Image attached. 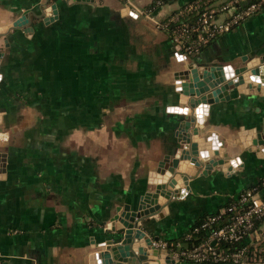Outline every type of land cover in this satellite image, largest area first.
<instances>
[{
	"label": "crops",
	"instance_id": "0c3cea01",
	"mask_svg": "<svg viewBox=\"0 0 264 264\" xmlns=\"http://www.w3.org/2000/svg\"><path fill=\"white\" fill-rule=\"evenodd\" d=\"M192 1L148 11L153 0H0V264H95L120 227L110 229L115 208L135 209L153 190L149 172L188 116L176 73L264 56V8L191 58L181 54L157 23ZM228 94L196 125L232 169L188 177L185 193L145 219L148 236L174 241L253 185L264 196V144H248L264 139V84ZM259 226L264 234V219Z\"/></svg>",
	"mask_w": 264,
	"mask_h": 264
},
{
	"label": "water",
	"instance_id": "95a60500",
	"mask_svg": "<svg viewBox=\"0 0 264 264\" xmlns=\"http://www.w3.org/2000/svg\"><path fill=\"white\" fill-rule=\"evenodd\" d=\"M176 46L179 50V45ZM242 62L245 64L229 71L221 66L189 64L187 70L176 73L179 80L176 90L182 94L179 102L187 104L185 112L188 116L177 126L172 149L157 162L155 170L149 172L148 183L153 186V190L143 193L135 209H130L129 204L115 208L116 213L109 220L110 229H115L116 222L120 227L115 229V237L105 240V248L92 256L95 264H175L171 254L153 244L158 241V237L148 236L140 227L144 228L145 219L158 212L171 197L185 193L189 189L188 177L194 176L198 170L202 169L201 173L205 175L217 165L228 171L232 169V162L226 158L221 145L215 147L209 145L208 140L198 139L196 123L202 124L209 104L218 99L229 98V89L246 83L248 87L260 90L264 84V56L259 57L254 64L248 63L247 58H242ZM250 134V131L244 130L239 139L247 144ZM253 137L248 144H264L261 133ZM176 143L179 144L178 147L175 146ZM162 199L164 200L161 202Z\"/></svg>",
	"mask_w": 264,
	"mask_h": 264
},
{
	"label": "built area",
	"instance_id": "2783aa9c",
	"mask_svg": "<svg viewBox=\"0 0 264 264\" xmlns=\"http://www.w3.org/2000/svg\"><path fill=\"white\" fill-rule=\"evenodd\" d=\"M170 0H153L156 6H161ZM238 4L240 9L229 11ZM198 5L188 6V9H197ZM264 8V0H228L221 3L218 8L206 7L200 12L197 21L191 25L183 24L176 27L172 32L173 41L179 45L180 52L184 56L192 55L199 48L212 39L223 33L233 30L240 23L258 13ZM144 13V12H142ZM146 16H149L146 14ZM157 26L161 25L157 23ZM190 37H193L191 39ZM232 212L230 220L211 231L208 240L193 245L188 249L172 251L171 256L178 260H189L196 263L213 262L232 264L245 263L244 248L223 253L216 250L218 242H237L241 239L254 236L259 238L260 234L255 230L257 220L264 218V196L260 194V189L256 187L247 188L240 193L236 202L223 209L220 213ZM219 216L210 218L209 222L216 220ZM205 225V224H204ZM153 244L165 249L166 242L156 241Z\"/></svg>",
	"mask_w": 264,
	"mask_h": 264
},
{
	"label": "trees",
	"instance_id": "16d2710c",
	"mask_svg": "<svg viewBox=\"0 0 264 264\" xmlns=\"http://www.w3.org/2000/svg\"><path fill=\"white\" fill-rule=\"evenodd\" d=\"M195 2L197 3L198 8L196 10L188 9V6L190 5L195 6L196 5ZM203 4H204L203 0L192 1L190 3L188 2L186 9H184L182 14L179 15L176 20H174L173 22H167V23H165V21L160 22L159 24L161 26L158 28L164 33H166L171 40H173L171 32L176 27L181 26L183 24L191 25L195 23L200 15V12L203 11L204 8H206L205 5ZM155 7H157L156 4L152 2L148 11L151 9H154ZM239 9H240V6L236 4L229 11H232V10L237 11ZM190 38L193 39V37H190ZM215 39L210 40L205 45L201 46L197 52L193 53L192 55H187V57L191 58V56L201 52L205 47L210 45ZM251 187H256L260 189L259 184L253 185ZM245 190H242L241 192H239V194H237L236 197L238 198L240 193L244 192ZM236 197L231 198L229 202L225 204V208L229 207L231 204H234L236 202ZM214 216H219V217L216 220L209 222L210 218ZM231 216H232V212L220 213V211H217L215 213L206 214V215H203L197 218L191 224L187 232H185L180 238L174 241L166 240L165 242L167 244V247L164 250L170 254L172 253V251H180L182 249H188L193 245H196V244H199L201 242L208 240L211 234V231L218 229L219 227L226 224L230 220ZM263 219L264 218L257 220L255 223V230L259 234H260L259 224L260 222L263 221ZM215 246H216L217 251H222L223 253L238 251L244 248V259L246 263H249V264L255 263V262L264 263V234L262 233L260 234L258 239L255 238L254 236H250V238L241 239L240 241L232 242V243L221 241V242H218ZM226 263H229V262H226ZM202 264H220V263L203 262Z\"/></svg>",
	"mask_w": 264,
	"mask_h": 264
},
{
	"label": "rangeland",
	"instance_id": "374dc122",
	"mask_svg": "<svg viewBox=\"0 0 264 264\" xmlns=\"http://www.w3.org/2000/svg\"><path fill=\"white\" fill-rule=\"evenodd\" d=\"M175 140H176V137H175ZM175 146H177V147H178V146H179V144H178V143H176V145H175Z\"/></svg>",
	"mask_w": 264,
	"mask_h": 264
}]
</instances>
